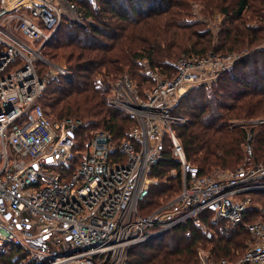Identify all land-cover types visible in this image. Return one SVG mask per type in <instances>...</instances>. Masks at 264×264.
Masks as SVG:
<instances>
[{
    "label": "built area",
    "instance_id": "built-area-1",
    "mask_svg": "<svg viewBox=\"0 0 264 264\" xmlns=\"http://www.w3.org/2000/svg\"><path fill=\"white\" fill-rule=\"evenodd\" d=\"M81 1L99 8L98 0H0V253L19 248L35 264H128L137 245L190 221L205 227L204 213L239 230L250 194L264 192V160L255 161L252 133L247 165L202 176L177 133L191 119L176 111L188 91L217 85L243 56L184 55L166 71L139 61L143 80L125 72L109 97L112 107L135 120L128 138L115 143L102 131L82 143V120H52L39 103L46 81L38 70L43 64L54 78L72 77L43 49L64 24L91 23ZM167 146L181 166L182 189L143 215L141 204L157 182L153 169ZM245 228L252 239L239 260H216L212 250H201L197 264H264V220ZM213 236L207 232L208 239Z\"/></svg>",
    "mask_w": 264,
    "mask_h": 264
},
{
    "label": "trees",
    "instance_id": "trees-1",
    "mask_svg": "<svg viewBox=\"0 0 264 264\" xmlns=\"http://www.w3.org/2000/svg\"><path fill=\"white\" fill-rule=\"evenodd\" d=\"M199 2L205 15L219 11L224 16L215 34L202 22H191L192 4ZM99 8L79 2L91 23L86 28L64 24L44 47L43 54L64 63L70 79L46 78V66L38 65L46 80L39 100L54 120L83 121L82 143L98 130L111 134L115 143L128 138L135 120L111 106L112 83L123 73L143 80L139 61L153 68L171 69L176 58L202 56L209 52L233 54L249 51L211 88L198 87L186 93L176 113L191 119L177 128L188 162L202 176L216 170L235 171L249 163L245 151L248 131L235 122L264 118V0H98ZM251 145L257 163L264 160V124L251 129ZM172 170L176 175L172 176ZM150 195L141 212L150 215L182 189L181 166L167 146L164 159L153 169ZM263 200L264 192H253ZM264 204V200L262 201ZM261 207V206H260ZM250 205L239 230L213 223L204 213L198 227L194 221L134 247L128 264H197L201 248L212 250L216 260H239L252 237L245 228L263 218L261 208ZM214 233L208 239L207 232ZM190 233L189 236L187 234ZM0 264H35L19 248L8 246L0 253Z\"/></svg>",
    "mask_w": 264,
    "mask_h": 264
},
{
    "label": "rangeland",
    "instance_id": "rangeland-1",
    "mask_svg": "<svg viewBox=\"0 0 264 264\" xmlns=\"http://www.w3.org/2000/svg\"><path fill=\"white\" fill-rule=\"evenodd\" d=\"M89 4H91L93 7H95L94 4H92L90 2H89ZM97 5L99 6V4H97ZM192 10H193V16L190 19L191 22H197V21L198 22H202V23L205 24L206 28L211 29L215 34L220 32V29L223 26V22H224V16L222 15L221 12L215 11L214 14H212V15H205L204 12H203V6L199 2L192 4ZM249 53H250L249 51H244V52L236 53V54L242 55L244 57V56H247ZM180 57H182V56H180ZM180 57L176 58V60L171 62V64L175 63ZM58 64L65 65V62L64 63H58ZM44 77H46V78H54V77H52V75L49 74V71H48L47 68H46V72H45V76ZM257 119L264 120V118L261 117V118H255V119L240 120V121H237V122H239V126L244 127L249 133V132H251V129H253L254 127H259L260 125L248 124L247 121L257 120ZM54 120H56V119H54ZM243 124H246L247 126H243ZM100 132H102V131L98 130L96 133H100ZM154 184H156V183H154ZM261 198H263V200H264V196H262ZM253 199L254 200L251 202V204L255 205V206H259V207L261 206L260 208H261V213H262V211L264 210V204H262L263 200L260 201V199H258V201H256L257 199H255V198H253ZM263 216H264V214H263ZM261 219L264 220V217L260 218L258 220H261ZM210 248H211L210 245L208 246V248H201L198 251L197 259H199V253L201 252V250L209 251Z\"/></svg>",
    "mask_w": 264,
    "mask_h": 264
},
{
    "label": "water",
    "instance_id": "water-1",
    "mask_svg": "<svg viewBox=\"0 0 264 264\" xmlns=\"http://www.w3.org/2000/svg\"><path fill=\"white\" fill-rule=\"evenodd\" d=\"M154 239H156V237H155V238H153V239H151V240H154Z\"/></svg>",
    "mask_w": 264,
    "mask_h": 264
}]
</instances>
